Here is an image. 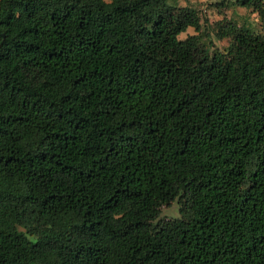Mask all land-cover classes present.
<instances>
[{
  "label": "trees",
  "instance_id": "obj_1",
  "mask_svg": "<svg viewBox=\"0 0 264 264\" xmlns=\"http://www.w3.org/2000/svg\"><path fill=\"white\" fill-rule=\"evenodd\" d=\"M237 1L259 30L0 0V264H264V0Z\"/></svg>",
  "mask_w": 264,
  "mask_h": 264
},
{
  "label": "rangeland",
  "instance_id": "obj_2",
  "mask_svg": "<svg viewBox=\"0 0 264 264\" xmlns=\"http://www.w3.org/2000/svg\"><path fill=\"white\" fill-rule=\"evenodd\" d=\"M190 4L199 6L204 11V16L208 18V21L214 20L221 16L218 8L227 15L234 18L238 23L245 24L249 26L253 31L260 29L259 20L257 18V14L254 11H251L249 7L239 4L237 0H188ZM224 1L225 6H221L220 4L216 6H206V3L210 2H218ZM196 32L192 26H188L185 30L181 31L178 34V37L183 38L187 34ZM211 40L213 44L218 47H222L226 45L227 39L221 38L218 39L215 37L213 33H211ZM162 213L175 215L176 207L172 205L171 207H165L162 210Z\"/></svg>",
  "mask_w": 264,
  "mask_h": 264
}]
</instances>
